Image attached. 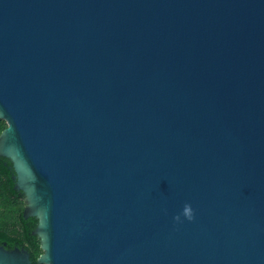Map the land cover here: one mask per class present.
Here are the masks:
<instances>
[{
    "label": "water",
    "instance_id": "1",
    "mask_svg": "<svg viewBox=\"0 0 264 264\" xmlns=\"http://www.w3.org/2000/svg\"><path fill=\"white\" fill-rule=\"evenodd\" d=\"M0 119L38 263L264 264V0H0Z\"/></svg>",
    "mask_w": 264,
    "mask_h": 264
},
{
    "label": "trees",
    "instance_id": "2",
    "mask_svg": "<svg viewBox=\"0 0 264 264\" xmlns=\"http://www.w3.org/2000/svg\"><path fill=\"white\" fill-rule=\"evenodd\" d=\"M7 127L0 119V133ZM13 163L8 157L0 155V243L6 247L24 246L31 254L32 264H39L36 258L43 252L36 243L33 230L38 219L34 216L24 218V197L15 189Z\"/></svg>",
    "mask_w": 264,
    "mask_h": 264
},
{
    "label": "flooded vegetation",
    "instance_id": "3",
    "mask_svg": "<svg viewBox=\"0 0 264 264\" xmlns=\"http://www.w3.org/2000/svg\"><path fill=\"white\" fill-rule=\"evenodd\" d=\"M19 191V190H18ZM22 192V191H21ZM23 194V193H22ZM23 197H24V195H23ZM29 218V217H28ZM37 218V217H36ZM37 225H38V222L36 223V227H37ZM36 243L37 244H39V247L41 248V239H40V237L36 234ZM1 244V243H0ZM5 246H6V244L5 243H3ZM17 246V245H16ZM16 246H14V247H16ZM14 247H6V248H9V249H13ZM18 247H24V246H18ZM40 255V254H39ZM39 255H38V257H39ZM38 257L36 258V262L38 263V261H37V259H38ZM39 264H41V263H39ZM44 264V263H43Z\"/></svg>",
    "mask_w": 264,
    "mask_h": 264
},
{
    "label": "clouds",
    "instance_id": "4",
    "mask_svg": "<svg viewBox=\"0 0 264 264\" xmlns=\"http://www.w3.org/2000/svg\"><path fill=\"white\" fill-rule=\"evenodd\" d=\"M186 218L191 219V210L190 208L186 207L184 212Z\"/></svg>",
    "mask_w": 264,
    "mask_h": 264
}]
</instances>
